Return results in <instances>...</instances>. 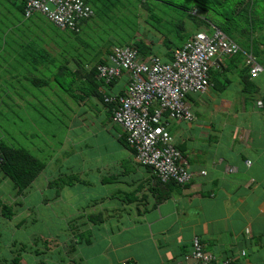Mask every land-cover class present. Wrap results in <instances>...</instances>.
Listing matches in <instances>:
<instances>
[{
    "label": "crops",
    "instance_id": "obj_1",
    "mask_svg": "<svg viewBox=\"0 0 264 264\" xmlns=\"http://www.w3.org/2000/svg\"><path fill=\"white\" fill-rule=\"evenodd\" d=\"M10 2L17 10L21 6L18 0ZM18 13V19L3 26L4 35L12 38L7 56L15 54L14 40L48 34V22L41 15L33 16L36 23V16L42 17L40 25L24 26ZM11 14L6 11L3 18L9 20ZM155 41L151 43H157L155 48L161 52L163 38ZM51 43L57 46V41ZM92 65L83 67L87 71ZM22 67L10 68L11 83L37 80L47 84L37 88L48 87L47 80L22 72ZM1 68L6 77V64ZM31 68L41 74L49 72L50 80L55 76L53 81L78 98L73 114L81 115L82 121L71 119L72 124L87 129L86 110L94 111L106 120L102 128L107 136L89 145L80 140L71 143L75 152L64 162L61 145L48 158L38 152L46 166L24 191L23 210L18 212L25 218L23 227L14 226L26 234L22 241L11 234L14 253L10 250V261L0 259V264H183V254L190 250L194 237L219 260L264 264V72L251 78L245 59L228 58L219 69H211L206 93L187 96L193 120L169 121L168 125L192 175L188 183L177 185L160 182L150 168L140 166L131 149L121 144L122 129L111 122L110 108L102 98L123 95L127 74L108 87L97 81L95 90L102 97L90 95L81 101L78 88L86 83V73L74 62L69 72L49 70L43 60ZM57 83L49 88L63 102ZM69 163L77 167L83 163L81 173ZM63 176H75L79 182L57 192L51 184ZM72 205L70 211L64 210Z\"/></svg>",
    "mask_w": 264,
    "mask_h": 264
},
{
    "label": "built area",
    "instance_id": "obj_2",
    "mask_svg": "<svg viewBox=\"0 0 264 264\" xmlns=\"http://www.w3.org/2000/svg\"><path fill=\"white\" fill-rule=\"evenodd\" d=\"M24 4V18L38 13L57 29L74 33L94 16L84 0H24ZM240 51L237 43L211 27L175 49L169 63L155 55L140 58L132 47L113 46L106 63L97 65L96 75L105 83L128 75L125 93L104 97L103 102L113 104L111 122L122 129L136 162L151 168L161 182L183 185L192 176L187 159L173 142L169 121H192L187 96L206 93L211 86L209 71ZM245 66L251 78L264 72L251 54L245 56ZM182 258L183 264H234L205 252L197 237Z\"/></svg>",
    "mask_w": 264,
    "mask_h": 264
},
{
    "label": "rangeland",
    "instance_id": "obj_3",
    "mask_svg": "<svg viewBox=\"0 0 264 264\" xmlns=\"http://www.w3.org/2000/svg\"><path fill=\"white\" fill-rule=\"evenodd\" d=\"M13 2L0 0V35H2L4 39L2 42L3 48L0 50V66H2L3 63L6 64V78L8 80L7 84H3L0 88V90H3L0 91V136L8 143L26 147L35 156H39L38 152L40 151L41 158L50 157L53 154L52 152L57 150V147L61 145L63 146L61 149L64 151L59 154L64 162L75 152V149L70 145L71 143L76 144V142L80 140L79 142L84 141L89 145L90 142H93L95 139H103L107 136L102 128V123H105L106 120L103 115L86 110L87 129H84L83 126H75L71 123V119L77 118V121H82V119L79 118L81 115L77 114L76 117L73 114V112L77 110L76 105L79 104V100L71 97L68 93L67 95L61 90L60 95L63 97V102H61V97L57 98V94L49 88L54 87L57 83V80H54L55 82L52 80V78H56L55 76H52L50 80V74L48 75L49 72L41 74L40 72L34 71V68H31V61L25 62L18 57V55L12 54L13 52H11L9 56L5 54L10 44H12V38L3 37V31L5 30L3 26L6 22L11 23L12 19H18L19 17L18 10L15 6L11 5ZM131 3L132 2L127 1L123 4H119L114 13L111 12V14L108 15L104 14L106 16L100 15V12L96 15L94 13V17L86 23L82 31L77 35L70 34L69 31H62V35L61 32L53 28L47 30L46 33L48 34L44 35L46 38L40 34L42 37L38 36L37 41H39L44 50L45 59H43V61L48 65V69L50 70L52 67L56 69L62 68V71L69 72L68 69H70L73 62L77 65L80 64L82 67L85 66V64L92 65L93 60L99 57V53H105L109 44L113 43V41L116 43H123L131 39L132 42L142 40L149 45L151 41L159 39V33L152 27L165 31L175 28V23H177L174 18L175 13H173V16H170L173 18H170L168 15L165 16L164 12H161V21H159V18L157 20L151 18V20L146 23L148 13L141 9L140 5H137L138 10H136V5ZM148 4L150 8L155 9L158 7L159 9L166 10V5L162 3L154 1ZM6 11L13 14H11L9 20L3 18V13ZM155 14L158 15V13ZM41 22L42 19H38L37 24L40 25ZM186 23L188 30H194V26L189 21H186ZM59 35L60 37H57ZM173 35H175V33ZM62 36L66 37L62 38ZM52 38H55L59 43H63L60 45L62 50H59L58 46L51 43L53 42ZM154 46H157V43ZM35 48L37 47L30 46V49L26 48L25 50L31 54L35 51ZM161 52L158 51L157 53L161 56ZM10 57L14 58L16 64L19 62L23 63V67L21 68L22 72H34L40 79L43 78V80H47L48 87L44 89L33 88L30 83L26 81H22L21 83L13 81L15 91H13L14 93H10L12 94V100H9L6 95L8 90L5 89H7V87L9 88V84L11 83L10 68L14 69L13 61ZM5 58H7V61L4 60ZM81 70L85 69L81 68ZM2 72H5L4 68L0 69V73ZM44 75H46V77ZM2 76H4V74H2ZM57 79L59 80V77H57ZM23 85L25 88L22 87ZM63 88L67 89L66 87ZM43 90L44 92H42ZM9 92L12 91L9 90ZM32 94L37 98L35 99ZM6 104L7 107H5ZM66 107L70 111L67 112L65 109ZM65 124L68 125L67 131L65 129ZM67 132L69 136L66 135ZM80 150L82 151V149ZM85 154L84 152H78L79 156ZM40 157L38 158L40 159ZM56 164L57 162L54 165ZM69 166L73 168L72 170H77L76 172L81 173L83 163H81L79 167H77L76 164L71 165L70 163ZM2 188L6 193H11L12 182L0 174V191L3 190ZM72 208L73 205L70 208L65 207L64 210L70 211ZM20 217H22V213H18L11 221V224L16 223ZM7 226L8 223L2 224V220L0 219V259L2 262H9L8 259L11 258L9 254L11 250V237L15 236L22 241V238L26 234L23 229L11 228L9 230ZM11 234L14 236H10ZM8 235L10 236L9 239L7 237ZM5 245L6 249L3 248Z\"/></svg>",
    "mask_w": 264,
    "mask_h": 264
},
{
    "label": "trees",
    "instance_id": "obj_4",
    "mask_svg": "<svg viewBox=\"0 0 264 264\" xmlns=\"http://www.w3.org/2000/svg\"><path fill=\"white\" fill-rule=\"evenodd\" d=\"M4 1L10 2L12 0ZM127 1L132 2L131 4L133 5H136V10H138L137 5H140L141 9L145 10L148 13L146 23L149 22L151 18H154L156 20L159 18V21H161V12H164V15H168V17L173 16V13H175L174 18L175 22H177L175 23V28L165 31L163 29H156L150 25L159 33V39L163 38L161 56L157 53L158 50H156V46H154L153 43H150L148 45L142 40L132 42L131 39L128 40V42L123 43H116L115 41H113V43H110L108 49L106 50V57L103 59H100L98 57V59L93 60V63L95 64L92 65L89 70H83L86 73L84 80L90 85V87L86 88V83H83V86L80 88L77 87L78 92L81 94L79 97L81 101H83V99H86L90 95L100 97L101 95L97 94L95 87H97L99 84L108 87L118 79H113L109 83H105L104 80L98 79L96 75L97 65L106 63V58L111 53V48L113 46L132 47L137 51V55L140 58H144L148 55H155L160 58L162 57L161 59H164V63H169L172 61L173 52L175 49L180 48L194 33L200 31H208L211 29V27L219 29L240 47L241 51L229 57V59H245L246 55L251 54L264 69V0H84L87 5L93 8L95 15L100 12V15L102 16L111 14V12L114 13L119 4H123ZM154 1L166 5V7L164 6L166 10L159 9L158 7H156L155 9L148 7V3ZM18 4L21 5L18 8V11L21 12L22 16V20L19 19V21H22L24 26H38V24L35 22L36 18H24V0H18ZM155 13H158V15ZM36 17L38 19L42 18L41 16ZM42 19L44 20V18ZM186 21H189L194 26V30H188ZM87 22L88 21H85L82 24L80 32L82 31L84 24H86ZM47 26L49 28H53L56 31L62 32L49 22ZM79 33L70 32V34L75 35ZM174 33L175 35H173ZM3 37L11 36H6L3 34ZM57 37H60V35ZM26 39H28L27 42ZM26 39L21 38L19 40H14L15 47H13V51L23 61H31V67H34L41 60L45 59V55L43 52L44 50L42 49V45L39 43V41H37L38 38L36 36H27ZM3 40L4 39L2 38V35H0V49L3 48ZM56 41L57 40L53 38V42L56 43ZM58 43L59 42H57L56 44L58 48H60L61 46L58 45ZM30 46L37 47L31 54L25 50L26 48L30 49ZM99 54L101 55V53ZM4 60L7 61V58H5ZM12 61L14 66L23 64L21 62L16 64L14 58H12ZM78 66L80 67V69H84L80 64H78ZM2 74L3 73H0V88L3 84H7L8 82L5 74L4 76H2ZM209 80L211 82V70L209 71ZM97 81L99 84L97 83ZM30 85L37 88L40 86H46L47 84L38 83L36 80L30 82ZM57 85L66 94L68 93L69 95H71V97H73L71 94V89H64L62 85L58 83ZM22 87L25 88L24 85ZM13 89V82L9 84V88L7 87V89H5L8 90V93L6 95L9 100H12L9 95V90L12 91ZM107 96L110 97L112 95H103L102 101H104V97ZM75 99L78 100V98ZM104 104L109 106L110 111L113 104ZM5 107H7V104L5 105ZM121 144L124 146L127 145L125 136L121 140ZM131 151L134 155L133 150ZM45 166L46 162L41 161L38 156L33 155V153H31L26 147L8 143L3 140L2 136H0V174H2L4 178L9 179L12 182L11 193H6L3 188V190L0 191V219L2 220V224L8 223L7 227L9 228V230L15 227H23L25 221V218L23 216L20 217V219L14 224H11V221L18 212H22L23 210L22 197L24 195V191L45 169ZM73 182H79V179L75 176H63L59 178V180H55L51 185L58 192L62 186H70L71 184H73ZM10 236L8 235L7 237L10 238ZM20 247L21 250L24 249L23 245H21ZM11 252L14 253L12 250ZM15 257L16 256H14V258ZM15 259L14 263L16 262Z\"/></svg>",
    "mask_w": 264,
    "mask_h": 264
},
{
    "label": "clouds",
    "instance_id": "obj_5",
    "mask_svg": "<svg viewBox=\"0 0 264 264\" xmlns=\"http://www.w3.org/2000/svg\"><path fill=\"white\" fill-rule=\"evenodd\" d=\"M36 14H38V13H35V14H33V16H35ZM38 15H40V14H38ZM33 16H31V17H33ZM42 16V15H41ZM43 17V16H42ZM94 17V16H93ZM44 18V17H43ZM45 19V18H44ZM46 20V19H45ZM90 20V19H89ZM89 20H87V21H89ZM47 21V20H46ZM48 22V21H47ZM50 23V22H49ZM51 24V23H50ZM55 27V26H54ZM59 30V29H58ZM61 31H66V30H61ZM89 70V69H88ZM178 148V147H177ZM179 149V148H178ZM180 150V149H179ZM181 151V150H180ZM182 152V151H181ZM13 220V219H12ZM125 264H128V263H126V262H124ZM123 263V264H124Z\"/></svg>",
    "mask_w": 264,
    "mask_h": 264
}]
</instances>
